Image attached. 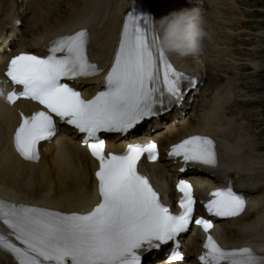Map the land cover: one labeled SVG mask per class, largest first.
Returning <instances> with one entry per match:
<instances>
[{
    "label": "snow or ice",
    "instance_id": "obj_1",
    "mask_svg": "<svg viewBox=\"0 0 264 264\" xmlns=\"http://www.w3.org/2000/svg\"><path fill=\"white\" fill-rule=\"evenodd\" d=\"M187 38L175 27L162 38L152 16L132 10L125 14L106 72L89 60L87 28L52 40L46 56L21 53L11 58L5 75L22 91L0 90V96L11 105L24 99L41 106L31 115L20 113L13 136L16 152L26 161H38V145L57 135V120L70 125L83 135L84 146L98 163V202L83 213H64L0 201V225L8 230L0 234V252L15 264H142L143 252L175 241L194 223L205 236L200 264H264V256L250 247L220 246L212 235V221L194 215L197 201L186 180L176 184L182 196L180 211L173 214L138 169L145 154L153 163L159 158L155 142L130 143L121 153L106 150L102 134L124 135L156 116L165 98L169 103L180 98L181 84L190 78L176 70L169 52L182 49ZM101 76L103 90L90 99L68 83ZM168 156L185 166H218L216 145L208 136H188L173 144ZM208 195L203 206L209 216L232 218L245 211L244 197L231 185ZM183 260L176 252L169 264Z\"/></svg>",
    "mask_w": 264,
    "mask_h": 264
},
{
    "label": "bare ground",
    "instance_id": "obj_2",
    "mask_svg": "<svg viewBox=\"0 0 264 264\" xmlns=\"http://www.w3.org/2000/svg\"><path fill=\"white\" fill-rule=\"evenodd\" d=\"M130 2L131 0H0V63L14 51H29L30 46L27 44L29 38L61 35L80 26H89L94 32L89 44L90 58L98 63L105 62L110 57V46L107 41H109L112 27ZM223 2H228L231 10L235 7L234 0L147 1L163 37L173 27L179 34H185L188 37L184 40L182 49L170 51L169 54L180 72L190 78L187 79L189 81L187 89L190 90L182 95L179 107L175 106L166 115L152 119L147 125L138 129L129 140H122V143L126 144L136 139L146 140L153 132L160 134L165 131L162 138L170 144L183 136L192 134L193 128L203 126L210 116H217L222 120L228 118L230 121L234 118L231 107L224 109L229 100L222 98L217 102L211 95L213 92L226 97L229 94L236 95L233 90L235 81L227 79L224 85L213 90L211 94L207 95L206 91H203L201 92L203 96L199 95L200 84L204 83L210 75H215L220 63L232 58L224 53L223 50L227 48L223 42L216 39H203L204 33L214 31L209 30L203 33L204 30L201 31L199 27V21L204 20L203 15H207L208 12L218 16L217 20L220 19L219 12ZM233 13L231 15L234 16ZM222 16L224 18V14ZM205 42L207 47L203 46ZM105 44L107 51L101 54ZM215 47L222 48L221 52L218 54L209 52ZM205 49L208 50L207 53L204 52ZM99 53L101 55H98ZM0 78L3 77L0 75ZM229 86H233V89H224ZM0 90H4L3 85H0ZM217 103L218 107H216ZM27 107H30L28 103L19 102L12 111ZM13 112L10 113L3 96H0V196L11 201L29 202L65 212L90 208L96 201L94 182L91 178L93 166L87 160L84 149L61 134L57 145L45 146L36 164L19 159L9 147L16 122L12 119ZM250 113L246 115L249 117L252 115ZM148 126L150 130H147ZM159 134L157 136H160ZM237 138L242 139L240 136ZM232 149L235 148H227L221 153L225 163L230 166L238 165L241 170L256 169L264 173V154L261 153L264 152V146H256L252 152L250 150L247 157L241 156L246 148L239 146L236 150L237 153L239 152V158L235 157ZM148 171L152 170L148 169ZM154 173L153 179L157 185L167 190L165 184H169L170 180L168 175L165 180L166 169L160 167ZM159 179H162L165 184L158 182ZM195 180H201V178ZM253 216L254 221L262 224L264 228V213L249 214L234 224L238 227L237 223H242ZM226 228L227 231L230 230L229 227ZM229 236L221 237L222 241L224 243L234 241ZM194 238L195 234H192L187 241H192ZM168 251L169 249H164L160 252L148 253L144 264H163ZM188 262L191 263V260L189 259Z\"/></svg>",
    "mask_w": 264,
    "mask_h": 264
},
{
    "label": "rangeland",
    "instance_id": "obj_3",
    "mask_svg": "<svg viewBox=\"0 0 264 264\" xmlns=\"http://www.w3.org/2000/svg\"><path fill=\"white\" fill-rule=\"evenodd\" d=\"M223 3L219 12L220 19L217 20L218 16L208 12V16L203 15L205 22L202 20V23L210 25V30L217 35L229 34L230 42L225 46L231 52L229 50L230 53L226 55L232 58L220 63L215 75H210L203 83L202 92L206 91L209 95L224 85L227 79L235 81L233 90L236 95L239 94L241 101L231 106V110L239 112L244 109L247 113L251 112L252 115L247 118L255 126L256 142L258 146H264V0H234L236 9L232 8L233 10L228 2ZM233 33L238 34V37L230 40ZM223 63L225 64L222 65ZM220 82L224 83L219 85Z\"/></svg>",
    "mask_w": 264,
    "mask_h": 264
}]
</instances>
